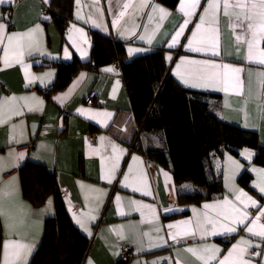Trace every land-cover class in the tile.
<instances>
[{"label": "crops", "instance_id": "crops-1", "mask_svg": "<svg viewBox=\"0 0 264 264\" xmlns=\"http://www.w3.org/2000/svg\"><path fill=\"white\" fill-rule=\"evenodd\" d=\"M192 2L72 0L64 30L49 9L55 0L0 3V264L5 244L8 264H21L17 241L31 246V264L47 218L57 213L53 194L41 206L24 196L20 169L27 162L56 172L68 211L90 241L82 264H220L225 257L229 264H264V237L253 234L264 225V166L253 163V151L225 153L223 196L183 205L172 171L137 149L144 126L117 71L118 59L82 67L65 87L53 89L67 64L92 60L94 33L122 43L126 59L164 49L166 77L219 94L223 119L257 132L264 145V4L211 0L209 7L210 0H199L191 8ZM182 4L193 14L180 11ZM247 167L254 192L239 182ZM182 185L192 190V184ZM233 206L248 213L243 224L232 223ZM221 224L237 231L221 234ZM126 243L134 256L124 261Z\"/></svg>", "mask_w": 264, "mask_h": 264}, {"label": "trees", "instance_id": "trees-1", "mask_svg": "<svg viewBox=\"0 0 264 264\" xmlns=\"http://www.w3.org/2000/svg\"><path fill=\"white\" fill-rule=\"evenodd\" d=\"M55 1L57 5L49 9L64 30L72 19V0ZM92 39V60L67 64L53 89L65 87L82 67L118 59L133 112L140 127L144 126L137 149L172 171L181 204H200L225 194L223 161L228 151L239 157L242 149H249L255 154L253 163L264 166V145L258 133L226 122L219 94L187 88L172 74L166 77L164 49L126 59L122 43L98 33ZM20 173L24 196L34 206L43 205L51 194L56 199L57 213L47 218L44 240L31 264H82L90 241L68 211L56 172L27 162ZM252 179L247 167L239 182L254 192ZM185 183L192 184V190H182Z\"/></svg>", "mask_w": 264, "mask_h": 264}, {"label": "snow or ice", "instance_id": "snow-or-ice-1", "mask_svg": "<svg viewBox=\"0 0 264 264\" xmlns=\"http://www.w3.org/2000/svg\"><path fill=\"white\" fill-rule=\"evenodd\" d=\"M4 2H6V0H0V3H4ZM261 3L264 4V0H261ZM198 4H199V0H193V2H192V4L190 5V7H191V8H195V7L198 6ZM240 6H243V5H240ZM125 7H128V5H125ZM209 7H213V3L211 2V0H210V2H209ZM224 7L227 8L228 5L225 4ZM160 11L163 12L164 10H163V9H160ZM180 11L185 12L186 15H191V14H193V13L190 12V11H187V12H186V11H185V7L183 6V4H182V6H181ZM205 11H207V9H205ZM165 15H166V13H165ZM201 19H203V18H201ZM248 19H250V18H248ZM187 23H188V21L185 20V22H184V26H186ZM184 26H182V28H181V32L183 31V27H184ZM4 27H5L4 25L0 24V30L4 29ZM248 27H249V28H252V24L249 23V24H248ZM30 34H31V33H26V34H24V35H30ZM180 34H181V33L178 32V33H177V36H179ZM253 35H255V33H253ZM12 38H13V37H8V39H9L10 41L12 40ZM262 38H264V37H262ZM173 43H175V38L173 39ZM251 48H252V45L249 44V58H251ZM195 50H196V51H200V49H195ZM130 51H132V50H130ZM6 55H7V54H6ZM6 62H7V61H6ZM260 63L264 64V52H261V60H260ZM225 67H227V66H225ZM112 70H113V69H111V68L106 69V71H112ZM235 71H240V70H239V69H236ZM18 155H21V156H22L23 154H18ZM106 178H107V177H106ZM13 180H15V178H13ZM259 190H260L261 193H264V186H259ZM241 195H245V196H246L245 193H241ZM238 199H239V197H238ZM248 200H249V202L251 203V206H253V207L256 206V201L252 200L250 197L248 198ZM229 203H230V202L227 201V200L224 201V204H225V205H227V204H229ZM48 204H49V206L51 205V200L48 201ZM205 207L208 208V207H211V206H210V205H205ZM233 211H234V213L236 214V215H235V218H234L233 221H232L233 224H243L244 221L248 218V213H247L246 211L242 212L240 209L235 208V206H233ZM260 214H261L262 216H264V211H261ZM3 216H4L3 209L0 208V217H3ZM225 219H229V217L226 216ZM257 219H259V217H257ZM255 222H256V221L254 220L253 223H255ZM77 223H80V221L77 220ZM210 223H212L214 227L216 226V221H210ZM81 226L83 227V225H81ZM246 227H247V226H246ZM220 228H221V234H231V233H234V232L237 231V228H236L235 226H228V225H224V224H221V225H220ZM261 228H262V231H260V232H256V233H253V228H251V227H247V231L250 232V233H253L254 235H259V236H261V237H264V225H261ZM215 234H217V233H216V232H213V235H215ZM173 239H175V237H173ZM241 243L248 244L247 241H241ZM248 246L250 247L251 245L248 244ZM8 247H9L8 244H5V245H4V249H5V251H4L5 264H8ZM13 247H14V249H15L16 260L20 261L21 264H26V256H27L28 254H30V252H31V246H30V245H25V244H23L22 242L17 241V242H13ZM236 247H237V246H234L233 249L230 250V252H229V256L232 255V252L235 251ZM245 250H246V249H241V253H243ZM189 251H192V250L189 249ZM216 251L218 252L219 249H216ZM210 259H215V256L210 257ZM205 264H208V262L205 261ZM220 264H229L228 257H225L223 260H221V261H220Z\"/></svg>", "mask_w": 264, "mask_h": 264}, {"label": "built area", "instance_id": "built-area-1", "mask_svg": "<svg viewBox=\"0 0 264 264\" xmlns=\"http://www.w3.org/2000/svg\"><path fill=\"white\" fill-rule=\"evenodd\" d=\"M117 71L121 73L120 67H117ZM261 218L264 220V216H261ZM134 256V248L131 247L129 244H124L121 249L120 259L127 261L130 260Z\"/></svg>", "mask_w": 264, "mask_h": 264}, {"label": "water", "instance_id": "water-1", "mask_svg": "<svg viewBox=\"0 0 264 264\" xmlns=\"http://www.w3.org/2000/svg\"><path fill=\"white\" fill-rule=\"evenodd\" d=\"M165 1L172 5V4H175L177 0H165Z\"/></svg>", "mask_w": 264, "mask_h": 264}, {"label": "rangeland", "instance_id": "rangeland-1", "mask_svg": "<svg viewBox=\"0 0 264 264\" xmlns=\"http://www.w3.org/2000/svg\"><path fill=\"white\" fill-rule=\"evenodd\" d=\"M241 152V151H240Z\"/></svg>", "mask_w": 264, "mask_h": 264}]
</instances>
